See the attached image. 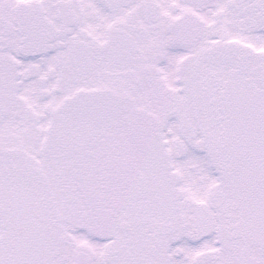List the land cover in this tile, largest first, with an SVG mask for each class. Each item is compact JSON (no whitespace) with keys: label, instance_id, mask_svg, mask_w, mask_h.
<instances>
[{"label":"snow or ice","instance_id":"1","mask_svg":"<svg viewBox=\"0 0 264 264\" xmlns=\"http://www.w3.org/2000/svg\"><path fill=\"white\" fill-rule=\"evenodd\" d=\"M0 264H264V0H0Z\"/></svg>","mask_w":264,"mask_h":264}]
</instances>
